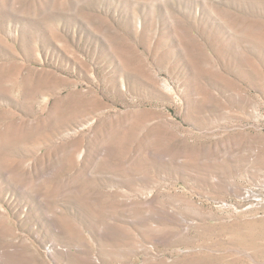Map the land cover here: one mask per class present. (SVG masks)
<instances>
[{
  "label": "rangeland",
  "instance_id": "1",
  "mask_svg": "<svg viewBox=\"0 0 264 264\" xmlns=\"http://www.w3.org/2000/svg\"><path fill=\"white\" fill-rule=\"evenodd\" d=\"M0 264H264V0H0Z\"/></svg>",
  "mask_w": 264,
  "mask_h": 264
}]
</instances>
